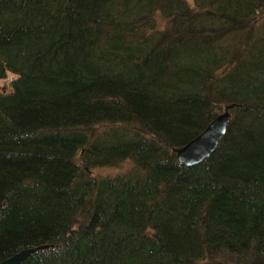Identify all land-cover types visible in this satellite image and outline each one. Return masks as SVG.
Instances as JSON below:
<instances>
[{
  "label": "trees",
  "instance_id": "trees-1",
  "mask_svg": "<svg viewBox=\"0 0 264 264\" xmlns=\"http://www.w3.org/2000/svg\"><path fill=\"white\" fill-rule=\"evenodd\" d=\"M8 71L0 262L264 264V0H0Z\"/></svg>",
  "mask_w": 264,
  "mask_h": 264
},
{
  "label": "water",
  "instance_id": "water-1",
  "mask_svg": "<svg viewBox=\"0 0 264 264\" xmlns=\"http://www.w3.org/2000/svg\"><path fill=\"white\" fill-rule=\"evenodd\" d=\"M234 105L235 103L227 104L223 112L216 115L200 134L191 138L188 143L175 148L180 163L186 165L196 164L214 153L228 131V125L232 120L231 109L234 108ZM49 245L48 243H42L41 245L21 248L2 259L0 264H20L29 254Z\"/></svg>",
  "mask_w": 264,
  "mask_h": 264
},
{
  "label": "rangeland",
  "instance_id": "rangeland-1",
  "mask_svg": "<svg viewBox=\"0 0 264 264\" xmlns=\"http://www.w3.org/2000/svg\"><path fill=\"white\" fill-rule=\"evenodd\" d=\"M16 77V74L13 73V72H7L5 74L4 77H1L0 78V91L2 92H10L11 91V88H12V85H11V81L13 78ZM128 166L127 165H124L123 167H104V168H97L95 169V173H99V174H103L104 173H110V174H113L121 169H126ZM202 264H233L232 262H229L223 258H219V259H215V258H211V259H208V261H203Z\"/></svg>",
  "mask_w": 264,
  "mask_h": 264
}]
</instances>
